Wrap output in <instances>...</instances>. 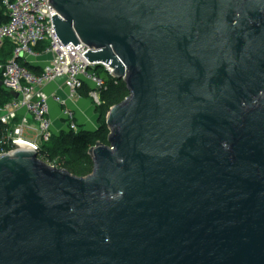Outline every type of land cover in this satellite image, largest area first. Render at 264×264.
Masks as SVG:
<instances>
[{"label": "water", "instance_id": "95a60500", "mask_svg": "<svg viewBox=\"0 0 264 264\" xmlns=\"http://www.w3.org/2000/svg\"><path fill=\"white\" fill-rule=\"evenodd\" d=\"M47 1L128 95L85 177L0 154V264H264V0Z\"/></svg>", "mask_w": 264, "mask_h": 264}, {"label": "built area", "instance_id": "2783aa9c", "mask_svg": "<svg viewBox=\"0 0 264 264\" xmlns=\"http://www.w3.org/2000/svg\"><path fill=\"white\" fill-rule=\"evenodd\" d=\"M0 6L6 16V21L0 23V49L5 41L13 45L11 56L0 63L2 86L12 95L0 107V154L24 148L36 151L41 159L42 145L54 135L78 132L68 101L76 100L78 90L87 86L88 97L96 107L101 103L105 83L94 71L95 63L83 55L87 45L81 41L75 46L71 42L63 45L59 40L52 23L57 12L47 0H1ZM40 43L45 44L44 48L36 51ZM23 63L39 68V72L29 70ZM104 69L111 75L110 68ZM59 77L65 78L62 85L55 82ZM50 85L53 88L48 90ZM62 87L65 99L59 94ZM51 102L63 106L59 111L63 123L58 132L50 117Z\"/></svg>", "mask_w": 264, "mask_h": 264}, {"label": "trees", "instance_id": "16d2710c", "mask_svg": "<svg viewBox=\"0 0 264 264\" xmlns=\"http://www.w3.org/2000/svg\"><path fill=\"white\" fill-rule=\"evenodd\" d=\"M1 3V0H0ZM6 21L4 10L0 6V23ZM43 43L36 47V51H41L44 48ZM13 45L9 41H5L0 49V62L4 63L11 56ZM29 70L38 73L39 68L23 63ZM104 69V68H103ZM94 71L102 77L105 83V89L100 95V105L95 107V111L99 117L98 128L94 131L82 132H65L60 133L57 137H52L49 141L48 148L45 144L42 145L39 153L41 160L46 163H51L57 168H62L69 171L71 174L78 177H85L92 172V159L88 155V150L97 142L107 144L108 128L105 124V116L109 109L121 102L127 95L128 90L124 82L109 75L105 69L102 72ZM2 80L0 72V82ZM3 86H0V107L9 102L12 95L9 94ZM88 96V91L85 89L83 96ZM86 96V97H87ZM1 133V126H0Z\"/></svg>", "mask_w": 264, "mask_h": 264}, {"label": "crops", "instance_id": "0c3cea01", "mask_svg": "<svg viewBox=\"0 0 264 264\" xmlns=\"http://www.w3.org/2000/svg\"><path fill=\"white\" fill-rule=\"evenodd\" d=\"M59 85V84H58ZM53 88L52 85L48 87V90ZM59 90V94L65 99L66 94L63 87ZM68 105L73 110L76 116V122L79 126H83L84 130L90 131L89 127L94 125L93 116L95 115V107L92 104L89 97H83L79 94L76 100H69ZM63 108L62 105L55 104L51 102L50 117L53 121V127L56 132L62 128L63 120L60 119L59 111ZM23 113V111H21ZM29 137L33 138V134H29Z\"/></svg>", "mask_w": 264, "mask_h": 264}, {"label": "rangeland", "instance_id": "374dc122", "mask_svg": "<svg viewBox=\"0 0 264 264\" xmlns=\"http://www.w3.org/2000/svg\"><path fill=\"white\" fill-rule=\"evenodd\" d=\"M1 63V62H0ZM104 67L103 66H95V68L94 69H97V72H102L104 69H103ZM0 72H1V70H0ZM97 74V73H96ZM98 75V74H97ZM99 76V75H98ZM99 77H101V76H99ZM102 78V77H101ZM2 88H4V87H2ZM5 89V88H4ZM87 90V91H89V88L87 87V86H84V88H82V89H80V90H78V93L81 95V96H83V94H84V90ZM6 90V89H5ZM7 91V90H6ZM8 92V91H7ZM9 93V92H8ZM10 94V93H9ZM87 96V95H86ZM86 96H83V97H86ZM12 98H10V100H11ZM9 100V101H10ZM98 119H99V117H98V115H97V113H96V111H95V115L93 116V121L92 122H94V125L93 126H90L89 127V130L90 131H94V130H96L97 128H98V125H99V121H98ZM82 131H84V127L83 126H79L78 127V132H82ZM61 133H65V131H61ZM54 137H57L56 135H54ZM45 145H46V147L48 148V145H49V142L48 143H45Z\"/></svg>", "mask_w": 264, "mask_h": 264}]
</instances>
